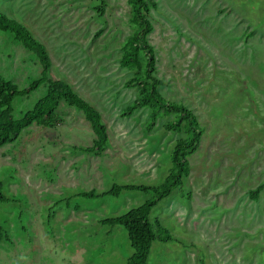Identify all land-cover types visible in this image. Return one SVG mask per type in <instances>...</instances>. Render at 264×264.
<instances>
[{"label": "rangeland", "instance_id": "rangeland-1", "mask_svg": "<svg viewBox=\"0 0 264 264\" xmlns=\"http://www.w3.org/2000/svg\"><path fill=\"white\" fill-rule=\"evenodd\" d=\"M0 0V12L47 49L50 79L68 83L100 114L108 146L101 156L75 148L95 139L84 114L64 103L52 129L31 125L0 147V264H127L133 250L122 227L100 224L152 197H82L113 184L158 185L184 135L162 113L151 130L148 107L127 87L137 70L121 65L136 26L129 0ZM148 35L159 94L190 109L202 129L183 185L150 213L173 237L155 242L148 264H264V0H153ZM36 57L0 31V75L20 88L40 77ZM41 86L14 101L31 109Z\"/></svg>", "mask_w": 264, "mask_h": 264}, {"label": "trees", "instance_id": "trees-1", "mask_svg": "<svg viewBox=\"0 0 264 264\" xmlns=\"http://www.w3.org/2000/svg\"><path fill=\"white\" fill-rule=\"evenodd\" d=\"M102 7L96 11L103 16L105 0H98ZM132 8V22L136 26L133 34L126 40L121 65L128 69H135V76L125 85L138 87L140 96L130 105L124 115H130L137 108L148 107L151 118L147 128L151 130L156 119L162 113L174 114L169 121L167 130L181 133L184 136L176 140L170 154L171 169L163 182L158 185H118L113 184L109 190L98 194L94 190L81 193L82 197L98 198L100 196L118 197L124 191H140L152 194V197L141 205L131 208L125 213L105 218L100 221L103 226L122 227L128 237L133 250L127 259V264H148V258L155 242H173V237L160 221L150 219V213L162 200L168 198L172 192L183 185L189 175V157L193 155L199 144L202 129L198 125L196 115L185 105L164 99L158 92L160 80L156 76L155 53L148 42V35L153 30L148 18L153 0H129ZM0 31L12 36L13 40L31 52L38 60L40 77L31 81L26 87L20 88L12 81L0 75V147L15 142L23 130L35 124L44 128H55L61 118L58 109L61 103L81 111L90 122L95 139L92 146L75 148L79 152L94 156H101L108 146V133L102 121L101 114L85 99L75 93L72 87L60 80L50 79L48 73L52 62L46 47L37 40L31 31L20 22L8 18L0 12ZM41 86L46 87L45 94L40 97L33 107L25 111L20 118L14 116V101L17 98L29 96ZM264 185L249 191V196L257 200ZM0 182V202H8L2 193ZM199 264H206L203 259Z\"/></svg>", "mask_w": 264, "mask_h": 264}]
</instances>
